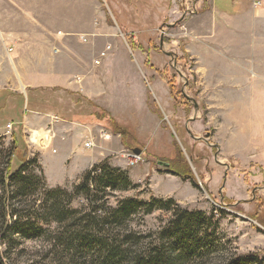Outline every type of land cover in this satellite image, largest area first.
<instances>
[{
  "label": "crops",
  "instance_id": "obj_1",
  "mask_svg": "<svg viewBox=\"0 0 264 264\" xmlns=\"http://www.w3.org/2000/svg\"><path fill=\"white\" fill-rule=\"evenodd\" d=\"M54 1L61 3L54 9L61 16L60 27L31 15L29 0H0V90L8 89L27 97L30 88L55 84L68 92L81 91L82 96L97 106L91 111L93 114L104 111L124 128L130 117L133 119L142 111L158 130L156 115L147 109L149 89L143 70L133 66L126 53L117 58L118 51L113 53V59L124 66L113 65L115 61L110 51L97 60H101L99 65L95 64L102 50L97 46L98 34L107 33L108 44L113 36L109 30L112 22L107 20V12L101 9L98 0ZM195 8V13L179 18L176 26L181 27L188 38L184 42L185 51L194 59L200 77L198 95L207 110L204 139L213 135L215 142L209 144L217 153L249 156L264 166V0H196ZM174 12L171 9L168 14L174 16ZM45 15L57 14L46 12ZM85 34H90L91 42L83 39ZM73 44L86 47L87 56L81 55ZM54 65L56 73H53ZM77 76L82 80L76 79ZM73 118L64 117L54 107L29 108L21 118L22 135L25 131L39 129L47 137L38 151L49 186L48 163L62 170L66 187L104 161L112 167L126 169L123 158H110L113 147L120 145L119 153L125 150L120 140L110 143L111 139L102 140L99 124ZM6 126L0 125V128ZM10 129L12 135V126ZM87 142L91 143L89 147L84 146ZM34 147L38 149L40 145ZM225 167L227 182L235 170ZM150 171L153 175L150 180L154 181L152 189L155 181L158 182L154 195L157 198H172L181 204L180 192L197 189L178 176L161 175L148 166L136 171L137 175L131 171L128 176L132 183L140 184ZM132 172L137 179H132ZM259 175L252 174V182ZM239 180L238 185L247 186L244 180ZM161 185L177 187L178 196L160 191ZM220 192L222 199L224 195L222 190Z\"/></svg>",
  "mask_w": 264,
  "mask_h": 264
},
{
  "label": "rangeland",
  "instance_id": "obj_2",
  "mask_svg": "<svg viewBox=\"0 0 264 264\" xmlns=\"http://www.w3.org/2000/svg\"><path fill=\"white\" fill-rule=\"evenodd\" d=\"M89 1L81 0L83 3ZM195 2L196 0H98L97 2L101 9L106 10L107 20L112 22L109 30L113 36L110 37L108 44L107 33L98 34L100 37L97 38V46H100L102 50L99 53L101 56H97L95 64L99 65L101 60H97L105 56V52L110 51L111 59L115 61L113 62L115 64H112L124 66V64L118 63L120 61L113 59V53L118 51L117 58H121L120 56L126 53L132 65L143 70L149 89L146 99L147 109L156 115L159 123L158 130L154 122L140 111L138 116L134 115L133 119L130 117L127 120L125 127L127 134L122 136L119 133H114L109 128L106 118L99 119L98 115L91 112L97 107L92 100L82 96L81 91L78 93L68 92V89H62L55 84L30 88L29 95L24 96L25 104L22 110L17 104V97H10V102L5 109L8 112L5 116H0V123L10 116L17 119L22 118L29 108L40 109L43 107H54L55 110L60 111L61 115L71 120L74 119L73 117L81 118L84 122L93 120L100 126V139H111L108 141L109 143L118 139L124 145L125 150L120 153V145H117L116 148L113 147L110 158L114 160L123 158L126 162L124 170L128 169V175L131 171L145 170L147 166L151 170L158 171L161 175H169L171 173L168 171L167 161L175 158L177 150H179L198 187L194 186L193 181L183 179L197 189H184L180 192L182 203L177 204L182 210L200 211L205 214L206 218H210L202 224L196 225L193 228V235L195 239L201 240L205 244L212 243L215 248H218L215 255L210 254L212 260L197 259L195 264H213L215 257H227L231 254L264 249V223L256 217L258 214L261 216L260 218H264V166L249 159V156H228L220 152L217 153L216 148L209 144L215 142L213 135L207 140L204 139L207 110L198 95L200 77L196 71L194 59L185 51L184 42L188 38L183 35L182 28L176 26L179 18L195 13L197 10ZM28 4L31 15H36L38 19L60 27L61 16H59L58 10H54L60 7V1L29 0ZM85 8L88 9V7ZM169 8L175 10L174 16L168 14L170 10L169 12L165 11ZM44 12H52L57 15L50 17V15L46 16ZM89 35L83 36V39L88 40V43L92 40ZM73 45L81 55L87 56L89 53L83 45ZM55 54L59 53L55 51ZM53 62L55 63V60ZM54 66L55 72L53 73H56V65ZM76 79L82 80L80 76H77ZM28 96L29 102L27 101ZM193 98L198 103L197 113L194 110ZM195 117L197 118L195 119ZM17 126L15 125L16 128ZM0 136H3L6 146L12 142L11 129L8 124L6 127L0 128ZM23 136L29 151V159L37 157L39 165L42 166L39 162L38 150L43 147V141L47 139L46 135L37 129V131H25ZM34 145H40V147L35 149ZM133 147L140 148L141 152L134 154L131 150ZM131 155L137 156L133 164L128 162V156ZM226 165L235 170L230 173L232 179L229 178L227 182L224 177ZM54 167L55 165L47 164L50 178V186L46 182L47 188L63 187L70 190L73 184L79 181L78 178L72 186H63L66 178H64L61 169L57 168L59 170H56ZM133 172L131 177L135 180L137 178H133V175H137V172L134 174ZM148 174L140 181V184H136L137 188L116 191L111 194L110 205L114 206L119 200L128 197L144 201L157 198L154 195H156V183L158 182L155 181L154 189H152L154 182L150 180L152 172L150 171ZM252 174L253 176L259 175L254 182H252ZM239 178L244 180L247 186L238 185ZM180 179L182 178L180 177ZM221 190L224 195L222 199L220 198ZM160 191L165 194L169 191V194L174 197L179 194L177 187L161 185ZM80 200L83 198L75 199L72 206L79 207L84 202V200ZM174 218L176 216L172 212L164 209L155 210L148 215L140 213L132 219L129 229L135 230L145 237L140 244V249L145 250L149 244L153 245L159 242L161 231L169 227L170 221ZM4 249V244L0 243L1 253L4 252ZM47 254L46 242L26 240L20 247L10 251L6 263L45 264L51 261L50 256L47 258Z\"/></svg>",
  "mask_w": 264,
  "mask_h": 264
},
{
  "label": "trees",
  "instance_id": "obj_3",
  "mask_svg": "<svg viewBox=\"0 0 264 264\" xmlns=\"http://www.w3.org/2000/svg\"><path fill=\"white\" fill-rule=\"evenodd\" d=\"M10 97H17V104L23 109L25 97L3 89L0 116L7 114ZM94 114L99 119L106 118L114 133L127 134L126 128L104 111ZM9 123L13 128L12 142L6 146L0 136V243L5 246L4 252L0 251V264H7L10 251L26 240L46 242V256L51 261L45 264H195L197 259L212 260L210 254L218 251L212 243L205 244L193 235V228L210 218L200 211L180 209L172 198L144 201L128 197L110 205L111 194L138 186L131 182L126 170L114 168L106 161L85 171L70 190L47 188L37 157L27 159L21 117H6L0 125ZM167 162L171 174L189 179L198 187L179 150ZM77 198L84 202L73 207ZM159 209L172 212L176 218L161 231L157 244L142 250L140 244L145 237L129 229L130 223L137 214L148 215ZM256 217L264 223L263 217ZM214 260L213 264H264V249Z\"/></svg>",
  "mask_w": 264,
  "mask_h": 264
},
{
  "label": "built area",
  "instance_id": "obj_4",
  "mask_svg": "<svg viewBox=\"0 0 264 264\" xmlns=\"http://www.w3.org/2000/svg\"><path fill=\"white\" fill-rule=\"evenodd\" d=\"M8 127H11V124H8ZM106 136H108V135H106ZM90 145H91L90 142H87V143L84 144L85 147H89ZM134 154H135V153H134ZM135 158H137V156H135V155L128 156V162H129L130 164H133Z\"/></svg>",
  "mask_w": 264,
  "mask_h": 264
},
{
  "label": "water",
  "instance_id": "obj_5",
  "mask_svg": "<svg viewBox=\"0 0 264 264\" xmlns=\"http://www.w3.org/2000/svg\"><path fill=\"white\" fill-rule=\"evenodd\" d=\"M192 101H193V104H194V109H195V110H198V105H197V103H196L194 100H192ZM132 152L135 153V154H139V153L141 152V149L135 147V148H132Z\"/></svg>",
  "mask_w": 264,
  "mask_h": 264
}]
</instances>
